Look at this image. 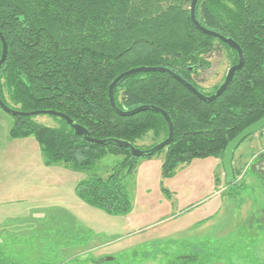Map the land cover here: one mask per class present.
<instances>
[{
	"label": "trees",
	"instance_id": "obj_1",
	"mask_svg": "<svg viewBox=\"0 0 264 264\" xmlns=\"http://www.w3.org/2000/svg\"><path fill=\"white\" fill-rule=\"evenodd\" d=\"M192 1L0 0V32L8 45V57L0 69V98L4 104L24 113L64 114L85 128L90 138L108 143L89 142L56 117L51 118L57 121L58 128L40 125L35 118H14L10 137H33L47 165L63 164L85 174L86 178L75 187V195L108 216L131 212L128 180L140 160L164 152L165 179L172 178L179 166L194 160L223 161L229 142L264 118V0H200L197 6V21L234 40L244 53L243 68L216 101L200 100L182 83L161 73L130 77L116 87L119 110L151 106L169 115L174 139L168 148L154 151L169 136L162 115L142 112L122 117L112 109L111 84L121 74L141 67L172 70L205 96L214 95L220 88L207 94L199 83L201 74L210 69L208 60L215 43L232 53V67L238 63V56L194 27ZM1 57L0 41V60ZM150 135V146H138ZM111 141L152 152L137 159L130 149ZM107 156L118 160L103 176L98 168ZM256 171L262 183L264 170ZM227 185L234 190L242 187L236 177ZM44 214L43 220L33 223L45 227L46 233L54 229L62 235L70 229L78 232L79 226L71 215L61 211ZM13 236L10 239H16ZM6 237L0 234V264H66L61 260L65 254L61 256L57 249L70 250L80 241L73 235L72 242L55 241L47 255L41 252L22 260L12 256L11 249H19L26 241L11 240L10 244ZM43 238L38 242L40 250L52 241L49 234Z\"/></svg>",
	"mask_w": 264,
	"mask_h": 264
},
{
	"label": "rangeland",
	"instance_id": "obj_2",
	"mask_svg": "<svg viewBox=\"0 0 264 264\" xmlns=\"http://www.w3.org/2000/svg\"><path fill=\"white\" fill-rule=\"evenodd\" d=\"M232 60V53L216 42L210 69L199 77L205 93L221 87ZM14 121L0 109V234L8 235L9 243L26 241L11 249L12 256L47 255L55 241L66 244L77 235L79 245L57 249L66 264H264V181L255 173L264 170V130L236 151L234 177L242 186L237 190L228 188L222 160H194L165 179L159 159L152 164L142 159L128 180L131 212L111 217L75 195L85 174L63 164L47 165L35 138L12 139ZM34 121L59 127L50 116ZM151 137L138 146H150ZM117 160L107 156L99 174L107 176ZM53 211L71 215L78 232L46 233L34 225ZM13 234L16 239H10ZM47 234L52 241L40 250L38 242Z\"/></svg>",
	"mask_w": 264,
	"mask_h": 264
},
{
	"label": "water",
	"instance_id": "obj_3",
	"mask_svg": "<svg viewBox=\"0 0 264 264\" xmlns=\"http://www.w3.org/2000/svg\"><path fill=\"white\" fill-rule=\"evenodd\" d=\"M200 0H193L191 5V21L194 25V27L200 31L202 34L213 38L217 41L222 42L223 44L227 45L232 51H234L238 56V63L234 65L228 72L227 77L224 81V83L221 85V87L217 90V92L212 96H205L202 93H200L193 85L182 79L180 76H178L176 73H174L172 70H169L167 68H148V67H141L137 69H132L128 72H125L121 74L116 80L111 84L109 88V98H110V104L112 109L119 114L122 117H132L142 112H153L156 114H160L165 119L166 123L169 127V136L168 138L156 146L154 148V151H161L163 149L168 148L172 143L174 139V126L172 123L171 118L169 115L163 111L162 109L158 107H151V106H141L139 108H136L131 111H121L118 109L116 102H115V89L116 87L124 80L134 77L137 75L142 74H148V73H161V74H167L173 79L179 81L182 83L186 88H188L196 97H198L200 100L212 103L216 101L220 96L227 90V88L230 86V84L233 82L236 73L240 71L245 63L244 53L241 49V47L232 39H227L221 34L208 30L204 28L196 18V9L199 4ZM0 41L2 44V57L0 60V69L5 64L7 57H8V45L4 38V36L0 32ZM0 109L4 111L5 113L11 115L14 118H37V117H43V116H50V117H56L59 119L64 120L75 132V135L84 137L87 141L100 144V145H106L108 141L104 140H95L89 137L88 131L77 125L74 124V122L67 117L64 114L56 113L52 111H38V112H31V113H24L19 112L16 110H13L9 108L7 105L4 104V102L0 98ZM264 130V118L256 122L255 124L249 126L244 131H242L236 138H234L229 144L227 145L223 157V169L225 173V178L228 183H233L235 181L234 177V170H233V161L235 157L236 151L240 148V146L245 142L248 138L260 133ZM111 143H114L115 145L119 146L120 148L124 149H130L131 155L137 159H140L142 157L148 156L152 151H143L140 149H137L133 147L131 144L123 142V141H111Z\"/></svg>",
	"mask_w": 264,
	"mask_h": 264
},
{
	"label": "crops",
	"instance_id": "obj_4",
	"mask_svg": "<svg viewBox=\"0 0 264 264\" xmlns=\"http://www.w3.org/2000/svg\"><path fill=\"white\" fill-rule=\"evenodd\" d=\"M30 138H33V137H30ZM25 139H29V138H25ZM25 139H23V140H25ZM37 142V141H36ZM38 144V143H37ZM38 146H39V144H38ZM40 147V146H39ZM41 150V149H40ZM158 157V158H157ZM155 159H159L160 160V166H161V170H162V167H163V164H164V162H165V155H164V158H163V160L161 159V156L160 155H158V156H155V157H153V159H151V160H148V162L150 163V164H152L153 163V161H155ZM206 160H208V159H206ZM216 161V160H215ZM149 164V165H150ZM138 165H140V164H138ZM149 168V167H148ZM86 205V204H85Z\"/></svg>",
	"mask_w": 264,
	"mask_h": 264
}]
</instances>
